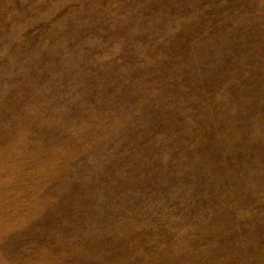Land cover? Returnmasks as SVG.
Segmentation results:
<instances>
[{"label": "rangeland", "instance_id": "374dc122", "mask_svg": "<svg viewBox=\"0 0 264 264\" xmlns=\"http://www.w3.org/2000/svg\"><path fill=\"white\" fill-rule=\"evenodd\" d=\"M0 264H264V0H0Z\"/></svg>", "mask_w": 264, "mask_h": 264}]
</instances>
